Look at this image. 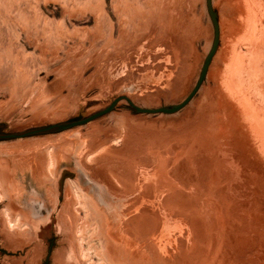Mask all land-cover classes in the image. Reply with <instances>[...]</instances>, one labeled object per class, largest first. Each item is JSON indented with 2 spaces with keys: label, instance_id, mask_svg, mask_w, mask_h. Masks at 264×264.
I'll return each mask as SVG.
<instances>
[{
  "label": "rangeland",
  "instance_id": "obj_1",
  "mask_svg": "<svg viewBox=\"0 0 264 264\" xmlns=\"http://www.w3.org/2000/svg\"><path fill=\"white\" fill-rule=\"evenodd\" d=\"M238 1L213 0L220 45L179 112L122 100L88 124L0 141L28 145L0 149V203L8 193L12 204L0 222L21 224L25 196L53 212L66 169L79 181L65 178L59 220L87 264H264V0ZM213 39L207 0H0V132L83 118L119 96L180 103Z\"/></svg>",
  "mask_w": 264,
  "mask_h": 264
},
{
  "label": "flooded vegetation",
  "instance_id": "obj_2",
  "mask_svg": "<svg viewBox=\"0 0 264 264\" xmlns=\"http://www.w3.org/2000/svg\"><path fill=\"white\" fill-rule=\"evenodd\" d=\"M30 183L36 184L37 182L32 179ZM7 196V207L12 209L11 197ZM36 199L35 197H24L22 205L24 211L19 213L21 217L19 226L10 228L0 222V264H34V262L53 264L55 252L65 246L63 242L65 237L59 220L61 211L59 201L54 206V212L51 211L48 215H44L42 210L45 206L41 199ZM15 239L17 241L19 239L18 251L13 250L12 241ZM38 247L44 249V256L37 253Z\"/></svg>",
  "mask_w": 264,
  "mask_h": 264
},
{
  "label": "water",
  "instance_id": "obj_3",
  "mask_svg": "<svg viewBox=\"0 0 264 264\" xmlns=\"http://www.w3.org/2000/svg\"><path fill=\"white\" fill-rule=\"evenodd\" d=\"M207 7L208 11L214 26V39L213 43L211 45V48L205 58V61L203 63L198 81L192 91L189 93V95L180 103L168 105V106H161L156 108H150V107H142L137 105L130 99L128 96H119L115 98L108 106L105 108L96 111L92 113L89 116L83 117V118H76L65 122L50 124L38 128L29 129L23 132L19 133H0V140H11V139H19L24 138L28 136L33 135H42V134H50V133H58L61 131L69 130L78 126H82L85 124L90 123L91 121L98 119L102 116H105L115 110L117 105L122 100H127V102L130 105V108L134 110L137 113H145V114H158V113H165V114H174L182 110L185 106H187L192 99L197 95L199 90L201 89L205 79L207 78L208 71L210 68V65L218 51L220 41H221V29H220V22L218 19V12L215 10L213 6V0H207ZM67 176H71L72 178H76L78 181L79 179L76 176L75 172H69L66 169L63 172L61 181H60V190L56 194V202L59 201V207L63 199V190H64V181ZM7 201V200H6ZM3 201V202H6ZM3 202L0 203V207L3 204ZM61 208V207H60ZM54 212V211H53ZM63 242L65 243V246L62 247L60 250L55 252L53 257V264H87L85 263L78 255L76 251V246L71 238L64 235ZM44 249L37 248V253L43 254L44 256ZM37 259L40 260L39 257ZM36 264V262H34ZM39 264V263H37Z\"/></svg>",
  "mask_w": 264,
  "mask_h": 264
},
{
  "label": "bare ground",
  "instance_id": "obj_4",
  "mask_svg": "<svg viewBox=\"0 0 264 264\" xmlns=\"http://www.w3.org/2000/svg\"><path fill=\"white\" fill-rule=\"evenodd\" d=\"M238 1V0H237ZM244 1V4H246V0H240V1H238V2H243ZM237 2V3H238ZM237 5V4H236ZM240 5H242L241 3H240ZM243 6V5H242ZM243 19V18H242ZM5 27V26H4ZM242 27V26H241ZM18 43V42H17ZM20 46V45H19ZM23 48V47H22ZM244 98V97H243ZM242 100V99H241ZM25 146H28V145H26V144H12V145H7V146H0V149H5V150H18V149H21V148H23V147H25ZM27 162V161H26ZM9 166H8V163L7 162H0V173H2V171H4V170H6V169H9L8 168ZM14 170V169H13ZM3 182V181H2ZM7 194L8 193H6V197H7ZM10 196V195H9ZM2 197H4L3 196V193H2V195H1V198ZM86 203V207H87V210H88V213L86 214V220L88 219V221L89 220H94L95 219V217H96V219L95 220H97V221H99V219H98V217L97 216H95V213L93 212L94 210H93V207L91 206V205H88V204H90L89 203V201L87 202H85ZM10 207V206H9ZM84 226V225H83ZM102 229H100V231H101ZM103 231V230H102ZM100 232L99 233V237L101 238V240H102V245H103V248H105V250H104V258H105V256H106V258H107V260H110V258H112V257H110V255H111V251H109L110 249V247H108V241L106 240V235H105V233H104V231L103 232ZM110 246V245H109ZM107 247H108V249H107ZM103 253V252H102ZM102 256V255H101ZM106 260V259H105ZM112 261V260H111Z\"/></svg>",
  "mask_w": 264,
  "mask_h": 264
}]
</instances>
